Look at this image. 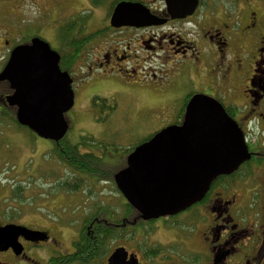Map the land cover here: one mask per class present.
<instances>
[{
  "label": "flooded vegetation",
  "instance_id": "flooded-vegetation-1",
  "mask_svg": "<svg viewBox=\"0 0 264 264\" xmlns=\"http://www.w3.org/2000/svg\"><path fill=\"white\" fill-rule=\"evenodd\" d=\"M128 1L145 6L161 23L112 27L109 16L89 34L87 20L81 23L84 34L95 35L92 45H86L78 56L86 60L82 64H87L92 80L88 100L123 92L129 97L146 95L148 104L136 107L135 114L158 116L153 135L168 126L180 125L191 98L206 95L222 105L237 124L249 159L232 174L215 178L199 201L178 214L148 221L135 214L133 220L124 221L120 226L125 231L127 226H138V237L145 240V245L140 253L120 247L136 256V264H264V141L259 143L260 137L254 141L250 137L258 132L264 138V0H229L231 5L226 6L225 0H215L220 6L217 12L212 9V0H198L193 15L183 19L171 18L164 0H159L157 6L153 0L150 6L143 0ZM206 1H211V7L204 5ZM29 41L19 39L9 45L3 41L9 51L1 57L6 60L0 71L10 52ZM67 46L54 51L60 59V71L67 73L73 84L70 72H74L76 61L68 69L61 63L63 57L67 61L68 52L62 53L69 49ZM173 64L180 69L182 85L178 88L167 84ZM6 84L0 111L1 107L4 111L12 108L5 103L6 95L12 93ZM174 103L181 104L179 110L170 107ZM91 109L98 114V107ZM164 118L166 122H161ZM118 239L129 242L132 236ZM19 242L23 247L20 255L7 249L0 256L14 254L26 259V247L38 244L22 238ZM130 262L128 257L123 263Z\"/></svg>",
  "mask_w": 264,
  "mask_h": 264
},
{
  "label": "rangeland",
  "instance_id": "rangeland-1",
  "mask_svg": "<svg viewBox=\"0 0 264 264\" xmlns=\"http://www.w3.org/2000/svg\"><path fill=\"white\" fill-rule=\"evenodd\" d=\"M120 1L124 0L117 2ZM143 1L151 5V0ZM127 2L131 3L128 0ZM153 2L157 6L159 0H153ZM210 2L206 1L204 5L211 7ZM228 2L229 0H225V6L231 5ZM88 3L90 4L88 0L84 2L79 0H0V68L6 60V58L4 61L1 60V57L6 56L9 51L3 41L7 40L9 45L12 42L16 43L19 39L27 41L33 36L45 40L52 51L63 49L66 42L70 47L67 46L69 49L62 51L63 54L68 52L67 61L64 57L61 58L62 66L68 69L76 64L74 72H70L74 77L72 84V89L75 91L74 105L65 114L69 128L61 144L59 141L41 139L10 121L0 124V224L12 222L33 230L44 231L49 236L45 242L28 245L25 249L26 259H19L14 254H4L0 256L1 264H45L54 256L72 253L81 221L88 214L108 220L116 219V221L124 218L125 200L116 192L112 177L124 167L129 153L154 135L151 134L155 132L153 130L159 123L156 121L158 116L135 114L138 109L136 107L148 104L146 95L129 97L125 95V92L119 96L115 93V95L105 94L106 97L100 98L109 100L108 104L114 100L116 108L107 115L103 111L104 105L100 99L98 100L100 103L96 102L94 105L99 108L98 114L92 112L91 102L88 100L92 80L88 78L90 75L87 74L89 73L87 64H82L86 63V60L78 59V56L84 51L86 45H92L91 41L95 35L84 34L81 23L83 16L88 15L86 23L89 26L87 29L89 34L91 30L102 24L103 18L111 15L112 10L108 9L109 3H105L84 12L86 6H91ZM212 9L214 12L220 10L215 0H212ZM80 10L82 13L78 12ZM67 21H71L72 28L65 24ZM65 27L70 33L66 32L63 37L56 36V32ZM77 31L78 33L73 35ZM82 31L84 35H81ZM79 65L81 68L77 67ZM179 73L178 65L173 64L167 76L169 77L167 84L171 83L173 88L180 87L182 84L179 81ZM95 74L98 75L97 72ZM5 92V84L2 82L0 94ZM170 107L177 111L181 104L174 103ZM225 107L232 106L225 105ZM161 122H166V118ZM262 127L264 128V125ZM83 137H91L95 143L102 146H92L89 142L79 145ZM250 137L253 141L260 137L259 143L264 141L261 133L258 132L257 135L252 134ZM54 143H59V149L64 148V144L65 146L76 145L81 154L87 153L99 157L102 164L87 167L85 171H99L100 177L93 175L86 177L83 176V171L73 169L63 162L57 163L55 159L57 149H52V145L53 148L56 147ZM57 177L65 178L64 182L59 183L62 184L59 187L61 191L42 195L50 184L55 185ZM14 183H25L29 185V188L35 187V189L26 193L25 203L11 204L13 207L20 208L21 211L15 220L9 221L5 215L8 203L3 200L9 196L8 190ZM69 189L73 191L67 194L65 191ZM127 227L125 235L134 233L132 239L129 242L114 240L109 246L107 255L120 246L135 253L143 252L144 240L138 237V226ZM160 239L164 240L161 237ZM105 259L106 257L103 264Z\"/></svg>",
  "mask_w": 264,
  "mask_h": 264
},
{
  "label": "water",
  "instance_id": "water-1",
  "mask_svg": "<svg viewBox=\"0 0 264 264\" xmlns=\"http://www.w3.org/2000/svg\"><path fill=\"white\" fill-rule=\"evenodd\" d=\"M171 18L191 16L198 0H164ZM161 21L138 3L120 2L111 14L112 27H147ZM59 56L49 44L33 38L17 46L0 72L13 91L5 100L15 107L19 125L46 140L60 141L68 130L65 120L73 106L71 79L61 72ZM249 159L237 124L211 97L195 95L188 102L181 125L168 126L138 145L126 158V167L114 176V184L147 221L172 216L189 208L206 193L220 175H230ZM19 238L31 243L44 242L46 233L27 227L0 225V252L11 249L22 253ZM127 253L115 249L106 264H124ZM131 262L136 264L134 256Z\"/></svg>",
  "mask_w": 264,
  "mask_h": 264
},
{
  "label": "trees",
  "instance_id": "trees-1",
  "mask_svg": "<svg viewBox=\"0 0 264 264\" xmlns=\"http://www.w3.org/2000/svg\"><path fill=\"white\" fill-rule=\"evenodd\" d=\"M90 5L94 7H98V5H104L105 3H109L108 9H113V6L117 3L118 0H88ZM110 10V12H111ZM88 15L83 16L82 23L88 19ZM70 28L73 27L71 21L65 22ZM66 29V31H64ZM69 34L70 31L65 27L61 29V31L56 32L57 35L63 37L65 34ZM72 33V32H71ZM64 43V42H63ZM67 45V43H64ZM102 100L101 103L104 105L103 111L108 115L113 112L115 107V101L113 100L111 104H108L109 100L102 98H93L92 99V107L96 104L98 100ZM1 110L0 112H2ZM12 122L15 126L21 128L17 122L14 120L13 116L7 115L5 112L0 113V123L1 122ZM25 129V127H24ZM28 131V130H27ZM29 132V131H28ZM150 138V137H149ZM147 138L146 140H148ZM144 140V141H146ZM63 140L59 141L61 144ZM90 143L92 146H102L99 143H95V141L91 137H83L81 139V143L79 145H85L86 143ZM59 143L56 144V147L53 148L55 151V159L59 164L65 163L69 167L71 166L73 169H77L83 171V176L92 177L98 176L100 177L99 171H85L87 167L90 166H98L102 162L99 161V157L94 156L93 154H81L79 152V148L76 145H68L64 148L59 149ZM78 145V146H79ZM59 149V150H58ZM97 168V167H96ZM90 175V176H89ZM84 180V179H82ZM65 181V178L57 177L55 179V185H51L50 187L43 192L42 195L51 193V192H60L59 183ZM53 187V188H52ZM57 188V191L55 189ZM34 188H29L25 183L22 184H11L9 188V196L4 202L8 203V208L6 209L5 215L6 219L9 221L15 220L16 217L19 216L21 209L18 207H13L11 204L17 203H25L26 201V193H30V190ZM116 190V189H115ZM73 190L69 189L65 191L66 193L72 192ZM117 191V190H116ZM41 197V194H39ZM37 198V197H36ZM126 209H124L125 217L121 218L120 221H116V219L108 220L104 217H99L97 215L88 214L86 218H83L81 221V227L79 233L76 237L75 242L73 243V252L67 255H57L52 257L45 264H103V260L107 257V251H109V246L112 244L114 240H117L119 237L125 235V227L120 226L124 221L133 220L136 212L133 210L131 206L128 204L125 205ZM112 212V211H111ZM113 213V212H112ZM137 215V214H136ZM130 219H129V218ZM136 219V218H135ZM8 222V221H7ZM135 226V225H134ZM134 233L129 234L131 237ZM145 241V240H144ZM145 244V242H144ZM143 244V246H144Z\"/></svg>",
  "mask_w": 264,
  "mask_h": 264
}]
</instances>
